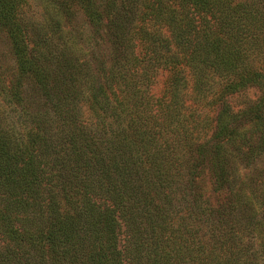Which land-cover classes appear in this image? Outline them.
<instances>
[{
	"label": "trees",
	"instance_id": "16d2710c",
	"mask_svg": "<svg viewBox=\"0 0 264 264\" xmlns=\"http://www.w3.org/2000/svg\"><path fill=\"white\" fill-rule=\"evenodd\" d=\"M43 10L0 0V264H264V0Z\"/></svg>",
	"mask_w": 264,
	"mask_h": 264
},
{
	"label": "rangeland",
	"instance_id": "374dc122",
	"mask_svg": "<svg viewBox=\"0 0 264 264\" xmlns=\"http://www.w3.org/2000/svg\"><path fill=\"white\" fill-rule=\"evenodd\" d=\"M45 0H29L30 4V14L34 15V17L41 18V15L43 14V4ZM77 24H83L84 23V16L79 12L77 15ZM86 25V24H85ZM99 39V38H97ZM96 49L105 53H108V46H104L103 44L101 46H96ZM0 64L3 66L4 70L7 69L9 71V74L12 73V71L15 68L14 59L11 52L10 42L6 35L4 33H0ZM167 75L160 76L159 82L157 83V89H155L156 92H160V90L164 87V83L166 80ZM30 94H32L29 98L31 103L35 104V107L40 104L39 102V95L34 91L33 88L29 89ZM258 97V92L254 89L249 90L245 92L242 97L238 100L239 103L255 100ZM258 167H264V157L258 162ZM202 187L204 189V192L207 197H209V200L213 204H217L219 201H221V198H218L212 193V185L210 182V179L208 176L205 177V179L202 181ZM124 238V235L122 236V239Z\"/></svg>",
	"mask_w": 264,
	"mask_h": 264
}]
</instances>
